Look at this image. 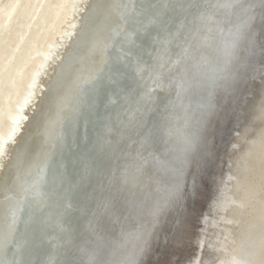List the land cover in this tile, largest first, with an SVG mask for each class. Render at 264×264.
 <instances>
[{"label": "water", "instance_id": "95a60500", "mask_svg": "<svg viewBox=\"0 0 264 264\" xmlns=\"http://www.w3.org/2000/svg\"><path fill=\"white\" fill-rule=\"evenodd\" d=\"M191 1L157 9L140 42L155 50L165 46L156 57L144 55L150 71L123 78L110 54L111 75L126 92L114 119H89V143L80 155L57 154L38 168L32 188L43 192L62 166V210L69 201L74 209L49 230L47 224L39 231L21 225L3 240L6 256L28 238L20 264H175V254L192 259L195 229L212 199L213 181L208 186L200 173L211 168L213 174L235 118L248 114L247 127L264 96V46L259 54L252 49L259 37L264 42V0ZM167 32L151 44L152 36ZM81 132L82 121L78 142ZM57 191L52 200H59Z\"/></svg>", "mask_w": 264, "mask_h": 264}, {"label": "bare ground", "instance_id": "6f19581e", "mask_svg": "<svg viewBox=\"0 0 264 264\" xmlns=\"http://www.w3.org/2000/svg\"><path fill=\"white\" fill-rule=\"evenodd\" d=\"M171 1L91 0L83 15L79 11L84 9L87 0L75 3L72 19L68 27L65 25L69 31L61 37L51 56L47 55L48 62L32 84L29 98L20 108L19 119H15L11 138L23 125L26 129L17 138V145L11 149L12 157L4 167H0V253H3L0 264H20L18 260H23L30 239L17 240L16 247L20 250H10L11 254L7 253V256L3 249L6 244L3 240L11 238L21 225H24V230L35 227L39 231L47 224L49 230L56 220L67 217L74 209L69 201L66 211L62 210L60 197L66 179L63 167L58 165V171L47 180L45 187L43 185V192L32 189L37 177L41 176L38 168L51 163L57 154L68 150L79 156L84 148L82 145L89 143V119L103 121L107 117V123H111L115 117L114 107L118 109L121 106L126 92L116 76L111 75L112 65L109 62L113 58L110 54L118 58L119 67L116 70L121 72L123 78H129L132 73L135 77L145 67L147 72L150 71L149 66H145L144 55L156 57L155 53L165 46L159 44L155 50L153 45L142 46L140 42L150 30L157 9H163ZM194 2L191 1L189 5ZM78 14L81 20L76 17ZM159 35L151 37V44L160 43L170 36L167 32L157 39ZM262 46L263 38L259 37L252 49L256 47L259 54ZM49 65L52 70L48 80L42 82V74H48L46 68ZM147 77L146 74L142 76L143 82ZM100 88L105 92L101 91L98 97ZM119 97L122 98L121 102ZM37 98L35 109L32 108L33 114L24 124L27 113L23 111L26 107L30 109ZM259 103L247 127L248 114L243 113L235 118L229 143L221 149L222 154L218 157L213 174L211 168L200 173L199 180L208 186L213 181L212 199L195 229L192 259L182 261V256L175 254L172 258L175 264H264V96ZM80 121L83 133L78 142ZM68 126H71L70 138ZM9 140L0 150L2 159L9 149ZM105 143L104 140L99 145L104 146ZM55 190H58L55 193L59 199L57 201L52 200ZM198 194H202V191ZM25 204H29L30 208L26 218L23 215Z\"/></svg>", "mask_w": 264, "mask_h": 264}, {"label": "rangeland", "instance_id": "374dc122", "mask_svg": "<svg viewBox=\"0 0 264 264\" xmlns=\"http://www.w3.org/2000/svg\"><path fill=\"white\" fill-rule=\"evenodd\" d=\"M77 1L0 0V150L11 138L16 120L21 115L20 108L26 104L38 74L43 71L61 37L68 33L67 27ZM90 1L87 0L86 5H83L84 9L83 12L79 11L80 14L85 13ZM80 14L76 15L78 20H81ZM48 54L50 55L47 56ZM51 67L46 68L48 74L40 76L42 82L48 80ZM33 101L31 108L26 107L23 111L27 113L24 124L28 122V116L33 114L38 98ZM24 126L9 140L8 155L5 154L2 159L1 154L0 167H4L12 157L11 149L17 145L21 132L25 131Z\"/></svg>", "mask_w": 264, "mask_h": 264}]
</instances>
